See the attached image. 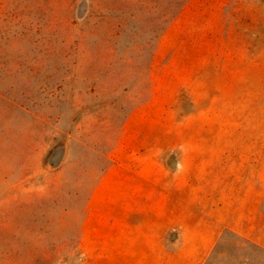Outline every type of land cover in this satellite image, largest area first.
I'll return each mask as SVG.
<instances>
[{
    "label": "rangeland",
    "instance_id": "rangeland-1",
    "mask_svg": "<svg viewBox=\"0 0 264 264\" xmlns=\"http://www.w3.org/2000/svg\"><path fill=\"white\" fill-rule=\"evenodd\" d=\"M0 264H264V0H0Z\"/></svg>",
    "mask_w": 264,
    "mask_h": 264
}]
</instances>
